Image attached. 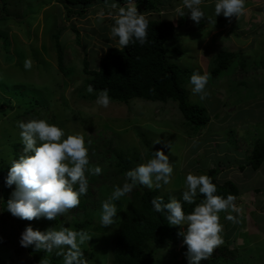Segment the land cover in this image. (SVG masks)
<instances>
[{
	"label": "rangeland",
	"instance_id": "1",
	"mask_svg": "<svg viewBox=\"0 0 264 264\" xmlns=\"http://www.w3.org/2000/svg\"><path fill=\"white\" fill-rule=\"evenodd\" d=\"M66 4L64 0H0V34L7 38L5 45L0 37V83L32 85L41 107L37 115L28 118L45 119L63 128L66 135H82L88 146V169L102 170L99 175L85 171L89 183L87 194L80 197L86 203L84 207L76 206L54 220L46 219L37 229L43 232L68 227L78 231V225L87 222L85 232L92 237L81 245L88 250L87 264H116L112 259L114 240L130 207L129 198L136 188L148 189L136 185L125 196L112 201L118 210L117 217L112 225L99 230L103 226L102 203L116 186L126 182L127 171L119 173L116 167V152L133 157L135 168L153 158L155 151L163 150L173 165V174L170 183L160 188L162 196L175 198L186 190L185 178L189 173L207 175L212 167L219 170V179L237 184L242 192L235 204L241 211L232 214L239 222L233 223L225 219L226 213H219L223 244L213 253L225 246L233 253L223 257V264H264V162L256 171L246 166L252 145L264 140V0H246L245 14L231 20L222 14L215 17V0H204L201 8L209 19L205 17L199 24L191 20L190 14L176 17L175 9L183 6L182 0H166L167 7L153 13L139 11L135 0L128 3L136 6L146 19L172 20L175 36L166 45L181 54L169 52V61L189 68L191 75H208V96L204 100L192 92L190 78L184 84L190 101L206 107L210 114V121L197 136L189 133L190 128L173 101H111L108 108H103L96 98L82 96L86 94L82 86L88 76L83 70L85 61L89 68L98 70L105 49L119 47L109 33L113 16L124 6L97 2L82 16L67 17ZM58 31L65 53L64 66L71 70L69 75L58 67L53 39ZM226 51L237 56L229 70L213 76L217 54ZM26 60L31 61L29 70L24 68ZM55 81L60 84L57 86ZM0 93L1 97L11 96L3 87ZM11 98L14 107L0 111L7 112L8 120H0V161L6 158L8 164L13 158L11 140L4 137L19 133L12 118L22 104L15 96ZM157 139L161 142L154 143ZM21 152L24 154L23 148ZM2 199L0 181V264H37L29 248L19 243L22 232L16 217L3 214ZM184 246L181 241L177 247L171 243L154 247L155 264H175L181 259ZM56 251L36 252L48 259L57 256ZM55 263L63 264V257Z\"/></svg>",
	"mask_w": 264,
	"mask_h": 264
},
{
	"label": "clouds",
	"instance_id": "2",
	"mask_svg": "<svg viewBox=\"0 0 264 264\" xmlns=\"http://www.w3.org/2000/svg\"><path fill=\"white\" fill-rule=\"evenodd\" d=\"M130 1L133 0L127 1V8L120 7L113 16L114 23L109 35L117 40V48H125L137 42L141 46L148 43V20L138 12L136 6L128 5ZM203 3L204 0H182L183 6L175 9L176 17L190 14L191 20L196 24L205 17L209 19L201 8ZM245 11L246 0H215V17L222 14L231 20L234 16L238 18L244 15ZM83 12L75 15L82 16ZM31 67V61L26 60L25 70ZM208 80L206 73L193 72L190 76L191 90L199 95L201 100L208 96ZM55 82L57 86L60 84V81ZM88 91H93L92 85L88 86ZM96 103L103 108L109 107L111 99L106 90L98 94ZM0 115V120L8 121L6 116L1 113ZM17 127L20 131L15 137L20 136L24 155L11 162L4 178L6 187L15 185L7 200L6 209L12 216L23 220H54L78 206L80 197L87 194L89 182L85 176L86 169L94 175H99L102 170L100 167L88 169V146L82 135H66L63 128L50 124L45 119L20 121ZM160 142L157 139L154 143ZM87 143L90 145L91 141ZM172 174L173 165L169 156L163 150L155 151L153 158L128 170L125 174L126 182L122 186H116L109 199L102 203L100 223L104 226L114 223L118 210L112 201L119 200L136 185L160 189L162 185L170 183ZM218 180L224 183L229 179ZM76 185L78 187H75ZM185 186L186 190L182 193L184 203L195 204L198 194L204 196V200L195 204L191 213L186 214L181 201L175 198L165 203L162 197H156L151 203L156 212L166 213L170 225L187 226L182 227L178 235L183 237V243L187 246L189 264H201L202 260L210 259L214 250L223 244L220 235L223 225L220 223L219 213H226L225 219L233 223L239 222L237 216L232 214L241 211L235 204L239 197L235 200L233 195L226 198L217 195L216 185L209 176L203 174L189 173L185 178ZM91 237L83 230L76 231L68 227H61L59 230L50 228L42 232L29 225L22 231L19 243L24 248L31 247L35 251L43 250L47 253H52L55 249L56 255L63 257V264H87L81 245L87 243Z\"/></svg>",
	"mask_w": 264,
	"mask_h": 264
},
{
	"label": "trees",
	"instance_id": "3",
	"mask_svg": "<svg viewBox=\"0 0 264 264\" xmlns=\"http://www.w3.org/2000/svg\"><path fill=\"white\" fill-rule=\"evenodd\" d=\"M5 1V0H2ZM128 0H64L65 9L67 10V17L85 12V9L92 7L97 2H117L127 8ZM166 0H136L139 11H147L149 13L162 12L167 6H165ZM5 8V7H4ZM79 8V9H78ZM164 8V9H162ZM148 43L141 46L138 42L136 44H130L125 48L110 47L105 55L100 60L98 70L89 68V63L85 61L83 70L86 75L83 89L86 90V94L83 97L89 96L90 98L97 99L98 94L101 91L106 90L111 101L120 103H129L133 99H144L151 102H168L173 101L177 104L178 109L182 113L184 121L191 135H196L202 127L205 128L210 121L208 109L198 103L191 102L189 99V92L185 87L186 81L191 76L189 68L181 67L175 63L169 61L168 54L173 52L176 55H180L181 52L178 49H169L167 42L175 36V28L173 21L168 18L161 17H149L148 19ZM74 28V27H73ZM3 38V42L7 45V38L0 34ZM53 39L56 42V51L58 57V67L62 73L69 75L71 70L65 68V53L61 40V31H58L53 35ZM235 52H220L215 58V66L211 74L213 76H219L222 72L229 70V66L236 57ZM93 86V91H88V86ZM85 86V87H84ZM0 87H3L5 91L15 96L21 103L18 107V111L15 113L12 119L18 124V122L24 119L30 120L28 116L37 115L41 102L35 97L36 94L32 92V85H20L15 84L12 86L7 85L4 81L0 83ZM87 87V88H86ZM0 95H3L0 93ZM0 96V111L5 107H14L12 98ZM20 108V109H19ZM7 112H3L2 115L6 116ZM54 122V120H53ZM55 123V122H54ZM5 135V133H4ZM3 135V136H4ZM197 136V135H196ZM10 141L12 147V159L9 164L3 158L0 161V181L3 189V199L1 202L2 212L4 215H11L6 209L7 200L10 198L11 193L15 189V185L12 187H6L4 178L7 175L11 162L18 159L22 154L21 149L23 144L20 136L13 137L12 134H8L4 137ZM118 163L116 167H119V173H124L131 168L134 169L135 159L133 157L124 156L121 153H117ZM137 154H135L136 157ZM264 162V140H257L252 145L247 165L253 169L258 170ZM219 170L212 167L208 170L207 175L211 178L212 182L216 185L217 195L227 197L233 195L235 200L240 195V188L235 182L228 180L224 183H220L218 180ZM161 189H141L136 188L131 197L129 198L130 207L126 213V217L121 222L120 229L114 240V252L112 259L116 264H155L156 258L152 257V249L165 243H171L174 247H177L183 237L178 235L181 231L180 226H172L166 219V213L156 212L153 208L151 201L156 197H162L164 202L167 203L171 199L168 196H162L160 194ZM185 191V190H184ZM181 191L175 199L180 200L183 206V210L186 214L191 213L195 204H199L204 200L202 194H198L195 199V204H186L182 200ZM85 201H80L79 207H84ZM19 222L20 231L22 232L25 227L31 226L33 229H37L46 219L39 218L31 221L16 218ZM87 222L78 225L79 230L85 231ZM107 226H101L99 230H105ZM78 230V231H79ZM181 259L176 261L175 264H189L187 256V246L182 247ZM84 255L87 254V248L82 247ZM29 252L33 256L34 261L37 264H53L56 259L62 258V256H54L45 259L38 254L33 248L29 247ZM227 247H220L216 253H213L210 259L202 260L201 264H223V257L232 255ZM56 264V263H55Z\"/></svg>",
	"mask_w": 264,
	"mask_h": 264
}]
</instances>
